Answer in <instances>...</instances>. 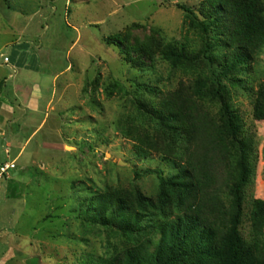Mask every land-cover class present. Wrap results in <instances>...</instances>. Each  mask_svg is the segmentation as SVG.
<instances>
[{
    "label": "rangeland",
    "instance_id": "374dc122",
    "mask_svg": "<svg viewBox=\"0 0 264 264\" xmlns=\"http://www.w3.org/2000/svg\"><path fill=\"white\" fill-rule=\"evenodd\" d=\"M200 2L0 0V99L8 106L7 119L0 117V159L7 161L8 152L9 160H17L14 177L2 182L0 193V264H80L122 248L113 230L84 221L81 201L106 187L157 193L158 178L137 179L135 170L159 167L160 156L139 161L121 125L136 112L138 100L149 96L147 86L168 92L198 72L210 74L202 61L194 72L174 68L163 57L167 45L201 49L199 27L180 8L198 11ZM117 35L132 47L135 63L107 43ZM18 44L25 45V62L40 68L20 77L26 84L22 95L38 82L32 87L40 92L37 113L17 107L16 80L7 89L3 82L12 73L3 57L14 63ZM235 77L237 83L225 84L257 144L242 227L248 237L251 201L264 200V121L253 117L255 93L264 82V48Z\"/></svg>",
    "mask_w": 264,
    "mask_h": 264
},
{
    "label": "trees",
    "instance_id": "16d2710c",
    "mask_svg": "<svg viewBox=\"0 0 264 264\" xmlns=\"http://www.w3.org/2000/svg\"><path fill=\"white\" fill-rule=\"evenodd\" d=\"M180 8L199 27L203 45L198 51L167 45L163 57L194 72L202 61L210 74L198 72L168 92L147 86L149 96L123 119L121 134L133 142L135 157L160 156L159 167L135 170L137 179L155 175L158 190L154 196L134 186L86 193L80 216L113 230L123 246L109 258L80 264H264L263 199L251 201L248 237L242 232L257 144L225 84L237 83L236 74L264 48V2L201 0L198 11ZM107 43L136 62L120 36ZM253 117L264 121V82Z\"/></svg>",
    "mask_w": 264,
    "mask_h": 264
},
{
    "label": "crops",
    "instance_id": "0c3cea01",
    "mask_svg": "<svg viewBox=\"0 0 264 264\" xmlns=\"http://www.w3.org/2000/svg\"><path fill=\"white\" fill-rule=\"evenodd\" d=\"M20 46L21 45L18 44L14 46V48L12 49L13 55H14L13 59L15 60V62L12 63L11 57L7 56L10 58V62L8 64L3 63L6 67H9L12 71V73H10L8 78L3 79V82H5V89H7V87H9V83L12 84L13 80H16L15 83L13 84L15 85V87H17L18 93L17 95H15V98L13 97V100L16 103L17 107L20 109L30 110L33 113H37L40 110V105H39L40 100L37 101V99L40 98V97L38 98V96H40V92L33 93L34 91L33 88L38 82H34V85L32 86L33 88L31 87L29 92L25 91V93L22 95L21 92L23 91L26 84L25 82L21 81L20 77L23 78L25 76L24 73L28 74L30 72H39L40 68L39 66L37 67V66L28 65V63L25 62L24 60L25 59L24 58L25 45L23 47L22 46L20 47ZM18 59H21V61H19ZM1 83L2 82H0V84ZM6 108L8 109V106L7 105L5 106V103H3L2 99H0V117L1 118L3 117V119H7L5 117V112L7 111ZM0 129H1V126H0Z\"/></svg>",
    "mask_w": 264,
    "mask_h": 264
},
{
    "label": "built area",
    "instance_id": "2783aa9c",
    "mask_svg": "<svg viewBox=\"0 0 264 264\" xmlns=\"http://www.w3.org/2000/svg\"><path fill=\"white\" fill-rule=\"evenodd\" d=\"M10 62V58L5 56L3 57V63L8 64ZM7 154V161H3L0 159V193H1V187H2V182L6 180H10L14 177L15 172L17 171V163L16 159L9 160L10 156L9 153L6 152Z\"/></svg>",
    "mask_w": 264,
    "mask_h": 264
}]
</instances>
